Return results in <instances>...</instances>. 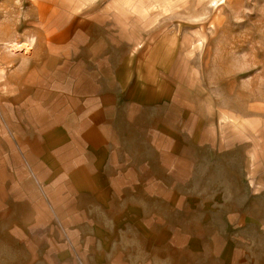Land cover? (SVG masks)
Listing matches in <instances>:
<instances>
[{"label": "crops", "instance_id": "0c3cea01", "mask_svg": "<svg viewBox=\"0 0 264 264\" xmlns=\"http://www.w3.org/2000/svg\"><path fill=\"white\" fill-rule=\"evenodd\" d=\"M82 1L30 0L7 60L0 264H236L240 236L209 230L218 193L192 192L223 144L182 97L175 33Z\"/></svg>", "mask_w": 264, "mask_h": 264}, {"label": "rangeland", "instance_id": "374dc122", "mask_svg": "<svg viewBox=\"0 0 264 264\" xmlns=\"http://www.w3.org/2000/svg\"><path fill=\"white\" fill-rule=\"evenodd\" d=\"M103 1L147 32L175 33L182 97L223 144L192 192L202 185L218 193L207 209L209 230L240 236L229 239L240 248L236 264H264V0ZM32 18L30 0H0L1 85L9 57L27 49ZM231 255L225 251L223 264Z\"/></svg>", "mask_w": 264, "mask_h": 264}, {"label": "bare ground", "instance_id": "6f19581e", "mask_svg": "<svg viewBox=\"0 0 264 264\" xmlns=\"http://www.w3.org/2000/svg\"><path fill=\"white\" fill-rule=\"evenodd\" d=\"M214 2V1H213ZM212 3V2H211Z\"/></svg>", "mask_w": 264, "mask_h": 264}]
</instances>
